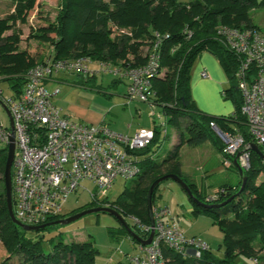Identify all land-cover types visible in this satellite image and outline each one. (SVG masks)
<instances>
[{"label":"trees","instance_id":"obj_1","mask_svg":"<svg viewBox=\"0 0 264 264\" xmlns=\"http://www.w3.org/2000/svg\"><path fill=\"white\" fill-rule=\"evenodd\" d=\"M0 2L9 5L7 13L0 15V80L13 83L14 99L22 94L28 82V72L37 63H46L50 59L58 61L89 56L111 60L117 64L123 60L133 66L144 64L148 59L147 48L155 40L154 32H159L161 70L152 79L149 102L161 106L169 122L176 126L182 127L186 120L185 130L180 133L178 144L162 155H155L154 149L160 140V130L155 128L152 143L139 151L144 156L140 161V174L114 200L106 197L98 201L91 196L90 207L108 206L119 211L124 219L133 218L136 227L134 231L146 239L150 235V230L146 227L151 225L147 208L150 185L163 175L176 174L188 183L201 202L206 203H198L190 197L194 206L193 213L209 215L222 231L221 246L224 248V255L219 258L209 248L201 258H187L164 247L168 264H236L239 255L252 258L257 264H264V158L252 150L251 166L241 175L242 178H247L243 190L239 191L241 179L238 186L222 185L216 192V197L207 200L198 185L185 177L180 155V146L184 142L198 146L207 140H211L223 154L225 144L215 135L211 123H215L224 132L242 134L246 143H256L250 132L248 119L242 112L243 98L235 76L238 58L215 34L220 26L262 32L253 22L251 11L264 7V0H61L54 22L41 27L35 35L52 46L47 56H34L28 50L20 49L22 32L17 24L27 22L38 0ZM114 25L117 26L116 29ZM8 31L12 33L6 34ZM203 52L215 56L228 77L230 86L223 91V97L234 105L231 115L206 113L198 107L193 97L192 68ZM61 72L77 73L81 79L75 83L81 86H92L98 90L102 88L95 84L96 76L69 70H59L52 76ZM122 80L115 77L112 84H118ZM45 86L49 91H54L47 87L46 81ZM186 132L190 136H185ZM260 148L264 152V148ZM7 155L8 147L0 148V240L8 253L0 264H93L98 250L91 239L64 242L59 234L53 250L46 252L43 249V233L55 227V221L69 214L48 217L42 224L49 225L32 231L36 232L34 236L12 221L4 184ZM228 167L238 171L233 158ZM168 180L154 190V207L161 197L162 184ZM229 198L232 200L226 204L214 206ZM126 224L130 227L127 222ZM122 226L128 232V227L123 223ZM128 235L134 243L141 246L130 233Z\"/></svg>","mask_w":264,"mask_h":264},{"label":"built area","instance_id":"obj_2","mask_svg":"<svg viewBox=\"0 0 264 264\" xmlns=\"http://www.w3.org/2000/svg\"><path fill=\"white\" fill-rule=\"evenodd\" d=\"M154 34L144 64L133 66L126 60L117 64L89 56L50 59L35 64L28 72V82L20 97L7 101L16 139L12 164L13 210L22 223L40 225L48 217L62 214L68 197L85 181L95 184L92 196L101 201L108 197L107 191L117 178L129 180L140 174L139 151L152 143L154 129L141 128L134 135H127L110 129L105 122L85 124L73 120L62 114L53 101L60 89L49 91L45 81L59 70L87 76L112 75L127 81L130 98L149 102L152 79L161 70L158 50L161 35ZM215 36L238 58L235 76L243 98L242 112L256 144L264 148V33L220 26ZM211 126L225 144L224 164L230 166L232 158L238 157L243 169H249L251 144L240 133L224 132L215 123ZM10 133V126L0 121V145L8 147ZM153 209L154 238L151 244L140 246V254L130 257L132 264H168L164 247L187 258H201L210 248L199 237H187L179 223L170 220L169 207L156 205ZM146 229L151 230V226Z\"/></svg>","mask_w":264,"mask_h":264},{"label":"rangeland","instance_id":"obj_3","mask_svg":"<svg viewBox=\"0 0 264 264\" xmlns=\"http://www.w3.org/2000/svg\"><path fill=\"white\" fill-rule=\"evenodd\" d=\"M180 1L190 2L192 0ZM60 4L61 0H38V4L30 12L27 22H19L17 24V28L22 32L21 50L26 49L34 56L48 55L52 46L49 42L39 39L35 35L41 27H44L49 22H54L60 10ZM8 7L7 3L0 2L1 16L7 13ZM251 16L253 22L264 32V7H258L251 11ZM113 27L117 28L116 25ZM11 33L12 31H8L6 34ZM54 77L61 78V80L52 81L48 84L50 89H55V87L61 89V93L54 97L55 103L65 111L70 109L73 114L77 112L70 107L73 105L74 108L78 107L81 109L82 120H95L91 117H99L100 115L110 129L127 135H134L141 128H157L160 130V140L156 143L154 149L155 155H162L166 150L173 148V146L180 142V133L185 130L186 120L183 121L182 127L176 126L174 123L169 122V118L161 106L130 98L125 79L118 84H112L115 79L114 76L99 74L94 79L95 84L102 87L101 90H98L92 86L85 87L76 84L75 81L81 79V76H78L77 73L61 72L55 74ZM11 84L13 83L8 80H0V100L7 102L13 98L15 91ZM84 113L86 115H83ZM0 121L10 126L9 115L1 101ZM215 135L219 137L217 132H215ZM185 136L190 135L186 132ZM2 147L4 145H0V148ZM211 149L214 152H211ZM180 155L181 159L185 162L188 178L197 183L207 200L214 199L216 192L222 185L238 186L242 179L241 174L236 169L224 164V158L221 159L218 149L211 140H207L198 146H191L184 142L180 146ZM143 158L144 156L140 155V160ZM132 180H126L122 177L117 178L112 188L107 191L109 199H116L126 186L130 185ZM168 183H175L181 187L179 183L172 179L164 182L162 186L167 189ZM95 190L94 183L89 181L83 182L82 187L76 193L71 194L64 203V212L66 214H76L91 208V196L92 192L95 193ZM167 196V194H164L162 198H167ZM187 214V217H199L194 213L189 212ZM125 219L130 228L135 230L133 218L127 217ZM200 219V224L197 227L206 228L207 224L210 227L211 225L214 227V229L206 233L205 237L211 244L214 254L222 258L224 255V248L221 246L223 241L222 231L217 225L213 224V219L209 215L202 216ZM185 223H188V220L181 223L182 227H185ZM128 233L129 230L127 232V229L123 228L122 222L111 214L103 212L92 213L84 215L73 222L57 224L52 229L46 230L43 233L45 234L43 249L46 252L53 250L54 243L59 239V234H61L64 242L87 241L91 239L94 247L98 250L93 264H132L130 257L140 254L141 249L140 245L133 243ZM29 234L34 236L36 232L30 231ZM53 237L54 239H51ZM7 255L8 253L0 240V262ZM235 263L257 264L252 258L244 255H239Z\"/></svg>","mask_w":264,"mask_h":264},{"label":"crops","instance_id":"obj_4","mask_svg":"<svg viewBox=\"0 0 264 264\" xmlns=\"http://www.w3.org/2000/svg\"><path fill=\"white\" fill-rule=\"evenodd\" d=\"M203 72H205L207 75L203 76L202 74ZM56 80H61V78H55L54 76L49 77L46 80L47 87L49 82ZM229 86H230V82L228 80V77L226 76L217 58L208 52L201 53L193 65L192 79H191L192 94L194 99L196 100L198 107L202 111L212 115L222 116V115L233 114L234 112L233 103L230 100H226L223 97V91L227 89ZM60 93H61V89L59 94ZM70 108L75 110L77 113L73 114V112L70 109L68 111L63 110V108L60 109L62 114L68 115L73 120L80 121L85 124H99L101 122H104V120H102L100 115L99 117H91L94 118L95 120H90V121L82 120L81 109H79L78 107L74 108V105L71 106ZM83 115H86V113H84ZM211 152H214V150L211 149ZM219 154L222 159L223 154L221 152H219ZM182 169L185 174V177L188 180H190L186 173L185 162L183 160H182ZM190 181L194 182L192 180ZM161 189H162L161 197L157 200L156 204L160 206L169 207L172 212L171 215L169 216L170 220L177 221L187 237H199L205 240L209 244L210 249L213 251L211 244L209 243L205 235L209 230L214 229V227L212 225L210 227L208 224L206 225V228L197 227L198 224H200L199 223V220H201L200 218H202V216H208V215L201 214L198 215L199 217H187L188 215L187 213L190 212L193 214L194 206H192L193 203L191 202L189 195L183 189L182 186L179 187L175 183H168L167 189H165V187L163 186H161ZM164 194L168 195L167 198H162ZM189 201L192 204H190ZM63 213L65 212L63 211ZM187 220L188 223H185V227H182L181 223H183L184 221L186 222ZM134 244L136 245V243Z\"/></svg>","mask_w":264,"mask_h":264},{"label":"water","instance_id":"obj_5","mask_svg":"<svg viewBox=\"0 0 264 264\" xmlns=\"http://www.w3.org/2000/svg\"><path fill=\"white\" fill-rule=\"evenodd\" d=\"M4 106V108L6 109L9 118H10V143L8 145V155H7V160H6V164H5V170H4V184H5V189H6V200H7V206H8V212L9 215L12 219V221L19 227H21L22 229L26 230V231H38L41 230L43 228H45L47 225L49 224H40V225H27L22 223L20 220H18L14 214V210H13V181H12V164H13V160H14V156H15V151H16V139H15V126H14V120L13 117L11 115V112L8 108V106L6 105V103L2 100H0ZM251 148L253 151H255L256 153H258L261 157L264 158V152L262 151V149L259 147L258 144L256 143H252L251 144ZM234 162L236 163V166L239 170V173L241 175H244V169L243 167L240 165V163L238 162V157L234 159ZM168 179H172L174 181H176L177 183H179L183 189L187 192V194L189 195V197L193 198L194 201L198 202V203H202V204H206L201 202L192 192V190L190 189L188 183L186 181H184L181 177H179L176 174H167V175H163L159 178H157L151 185L148 191V196H147V208H148V213H149V217H150V222H151V230H150V235L148 238H142L141 236H139L133 229H131L129 226H127L124 217L122 216V214L117 211L114 208L108 207V206H96V207H91L88 209H85L83 211H80L76 214L61 218L57 221H55V224H67L70 222H73L79 218H81L84 215L87 214H92V213H108L111 214L112 216L116 217L117 219H119V221H121L124 225H126L128 227L129 233L131 235V237H134L141 245L143 246H147L149 244L152 243V240L154 238L155 235V218H154V209H153V193L154 190L165 180ZM246 176H243L242 178V183L240 186L239 191L243 190L245 183H246ZM230 200H232V198H229L228 200H225L222 203L219 204H214V206H219V205H223L226 204L227 202H229Z\"/></svg>","mask_w":264,"mask_h":264},{"label":"flooded vegetation","instance_id":"obj_6","mask_svg":"<svg viewBox=\"0 0 264 264\" xmlns=\"http://www.w3.org/2000/svg\"><path fill=\"white\" fill-rule=\"evenodd\" d=\"M73 214H75V213H73ZM73 214H69V215H67V216H70V215H73ZM67 216H65V217H67Z\"/></svg>","mask_w":264,"mask_h":264}]
</instances>
